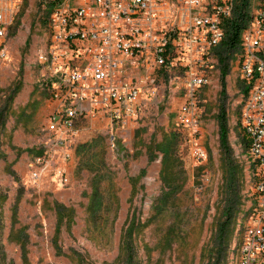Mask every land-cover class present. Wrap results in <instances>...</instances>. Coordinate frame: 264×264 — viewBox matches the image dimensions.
<instances>
[{
    "label": "rangeland",
    "instance_id": "obj_1",
    "mask_svg": "<svg viewBox=\"0 0 264 264\" xmlns=\"http://www.w3.org/2000/svg\"><path fill=\"white\" fill-rule=\"evenodd\" d=\"M23 1L0 45V264H207L212 258L236 264L245 211L255 200L254 172L237 128L243 95L236 51L221 96L216 47L203 59L209 83L197 94L195 125L178 121L181 93L155 69L148 80L134 73L145 84L131 119L114 123L92 110L86 118L77 115L70 129L58 119L67 107L79 111L87 103L63 100L55 89L59 77L39 62L49 49L52 0ZM219 108L227 118L228 160L238 173L231 237L221 250L213 236L231 194L224 187ZM53 116L56 130L49 128ZM172 136L175 145L162 169L158 145ZM59 169L66 183L58 184ZM92 202H98L94 213ZM56 205L68 209L63 220L56 219ZM129 224L130 242L122 253Z\"/></svg>",
    "mask_w": 264,
    "mask_h": 264
},
{
    "label": "built area",
    "instance_id": "obj_2",
    "mask_svg": "<svg viewBox=\"0 0 264 264\" xmlns=\"http://www.w3.org/2000/svg\"><path fill=\"white\" fill-rule=\"evenodd\" d=\"M250 2L253 13L247 10ZM49 3V49L39 62L59 77L55 89L63 100L87 103V109L79 111L67 107L58 124L71 129L77 115L86 118L92 110L114 123L131 119L145 84L134 73L148 80L155 69L171 78L181 93L178 121L198 122L197 94L209 83L210 67L203 66V59L224 39L223 23L232 17L237 0ZM21 8L22 0H0V45ZM246 10L249 19L239 32L236 49L243 95L237 128L247 143L255 200L245 211L236 264H264V0H247ZM54 122L55 116L50 130H56ZM57 140L61 144L62 133ZM196 152L204 155L199 147ZM39 174L34 170L32 179L37 181ZM57 179L58 184L67 182L64 169L58 170Z\"/></svg>",
    "mask_w": 264,
    "mask_h": 264
},
{
    "label": "trees",
    "instance_id": "obj_3",
    "mask_svg": "<svg viewBox=\"0 0 264 264\" xmlns=\"http://www.w3.org/2000/svg\"><path fill=\"white\" fill-rule=\"evenodd\" d=\"M25 1V0H24ZM23 1V2H24ZM247 0H237L236 7L234 9L233 15L230 19H227L223 23V30H224V39L218 44L216 47V59L219 65V83H220V96L224 95L225 91V77L228 72V60L230 55L236 51L238 46V36L241 29L246 25L247 20L249 19V13L246 10ZM48 12V11H47ZM21 13V10L18 14ZM17 14V15H18ZM17 17V16H16ZM18 20H16L17 22ZM16 87L12 88L7 93L6 99L8 102L11 101L12 95L15 93ZM216 123L218 128V142L220 151L222 152L224 162H225V172H224V187H225V194L230 193L231 195H225L224 207L221 212V217L217 222L216 230L213 236V243L218 250L224 249L228 244V240L231 237L230 227H232L231 221V207L237 199V191H238V178H237V170L233 167V163L228 160L229 158V146L227 140L228 128H227V118L224 111L219 108L218 113L216 115ZM176 138L170 137L167 141L165 140L162 144L158 145V150L162 154L161 163L162 169L163 167L166 168L168 163V158L170 157L172 147L175 145ZM243 142L246 144L245 139ZM161 172V171H160ZM162 173V172H161ZM98 202L90 203L89 209L94 213L97 211ZM64 212H68V209L60 205H56V219L59 221L62 218V214ZM72 213V211H69ZM62 215V216H61ZM63 220V218H62ZM133 226V225H132ZM133 227L128 225L127 229H125L124 233L122 234L121 238V249L123 253V247L127 251V246L130 242L131 237V230ZM57 229V228H56ZM127 255V253H126ZM125 263L131 264V262L125 260ZM207 264H220L219 260L217 259H210Z\"/></svg>",
    "mask_w": 264,
    "mask_h": 264
}]
</instances>
